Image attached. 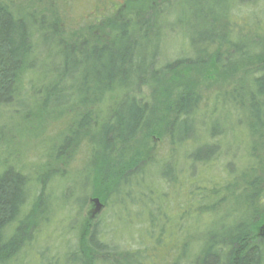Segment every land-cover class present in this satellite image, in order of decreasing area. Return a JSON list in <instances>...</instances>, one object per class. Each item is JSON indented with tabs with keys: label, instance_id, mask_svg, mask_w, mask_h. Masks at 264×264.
Segmentation results:
<instances>
[{
	"label": "rangeland",
	"instance_id": "obj_1",
	"mask_svg": "<svg viewBox=\"0 0 264 264\" xmlns=\"http://www.w3.org/2000/svg\"><path fill=\"white\" fill-rule=\"evenodd\" d=\"M12 1L19 15L25 13L31 24H41L56 36L45 44L39 35L33 36L31 65L20 74L14 100L0 111V171L11 166L27 177L25 209L40 186L45 196L28 227L32 230L28 242L8 264H81L77 257L88 256L93 264H105L101 254L90 252L87 241L92 231L120 253L137 250L141 241L147 242L151 213L158 216L156 228L161 225L169 240L189 233L190 226L199 222L196 232L185 239L193 249L204 229L213 228L208 220L230 224L241 213L235 212L237 202L227 200L204 223L194 212L182 218L184 209L195 207L189 197L190 178L197 184L211 179L223 183L237 167L249 164L248 153L259 159L257 173L264 172V127L255 135L248 128L251 81L257 65L264 62V0ZM154 8L170 11L168 28L182 29L186 23L187 36L172 31V36L162 38L151 28L145 37L140 21ZM180 16L183 21L177 23ZM77 38L86 41L87 48L120 50L131 44L140 58L150 55L145 47L154 43L157 50L148 57L152 65L146 70L151 78L145 80L149 75L130 69L79 100L43 107V90L59 84L54 76L61 58L58 41L69 45ZM180 56L184 64L161 69ZM79 84L65 86L70 91ZM186 92L200 97L192 115L197 132L174 146L175 103ZM127 94L148 100L150 113L135 137L107 151L102 126ZM215 123L220 132L212 130ZM205 143L217 144L220 154L208 164H192L188 155ZM233 152L238 155L231 156ZM229 163H235L231 170H236L226 171ZM94 198L101 204L95 214ZM259 220L255 241L264 243V216ZM167 241L162 243L173 249L176 244Z\"/></svg>",
	"mask_w": 264,
	"mask_h": 264
},
{
	"label": "trees",
	"instance_id": "obj_2",
	"mask_svg": "<svg viewBox=\"0 0 264 264\" xmlns=\"http://www.w3.org/2000/svg\"><path fill=\"white\" fill-rule=\"evenodd\" d=\"M169 12L154 8L141 19V31L145 37L151 28L155 35H161L162 38L172 36L176 32L180 37L187 36L186 30L189 27L186 23L182 25V29L168 28V25H171L167 22ZM18 13L20 12L15 10L12 0H0V111L2 107L14 100L20 74L27 70L29 62L31 65L34 53L33 36L39 35V39L44 44L56 36L41 24H31L32 21L27 20L25 13L21 12V15ZM182 17H176V22L181 23ZM147 45L145 50L149 49L147 52L150 55L148 53L147 55L151 57L157 48L154 43ZM57 48L61 58L55 69L57 74L54 76H58L59 84L43 90L42 93L46 97L42 105L46 108L50 103L60 107L72 99L79 100L88 91L95 93L103 83L113 81L130 69L138 75H149L144 78L145 80L151 78L150 74H146V70L151 68L152 58L149 59V56L140 58L139 50L132 49L131 44H127L120 50L104 46L87 48V42L77 38L69 45L58 41ZM185 61L182 56L176 57L173 62L164 64L161 69H174ZM78 81L80 84L76 89L67 90L65 84L70 87ZM251 85L248 110L252 120L248 128H250V135H255L256 130L264 127V62L257 65ZM199 103L200 97L193 92L180 94L176 99L177 114L172 121L171 129V141L174 146L183 145L185 141L195 136L197 130L192 115ZM150 110L151 103L144 98L135 94H127L123 97L111 118L102 126L101 133L107 151L111 150L115 143L127 142L135 137L144 126ZM212 126V130L219 131L217 124ZM245 134L249 136L243 133L244 136ZM218 141L219 144L222 142L221 139ZM252 143L251 147L254 148L256 143L254 141ZM218 148L217 144H201L188 157L192 164H208L212 158L220 154ZM249 154L248 156L251 157V159L248 158L249 164L244 165L243 168L240 166L238 168L235 163H229L226 171L237 170L231 172L233 177L223 183L214 182L211 179L209 182L197 184L196 180L190 178V189L193 190L194 195L190 193L189 197L194 198L195 207L190 209V206L184 209L182 218L192 217L191 213L194 212L193 215L204 223L206 217L211 216L215 211L218 212L222 204L228 202L227 200L237 202L235 212L238 210L241 212L234 215L232 220L226 219L231 220L230 224H223V221L216 218L208 220L207 222L214 223V225L211 224L213 228L204 229V236L198 240L197 247L194 245L195 248H189L188 245L191 244H185V239L196 232L199 222L190 226L192 229H188L189 233L177 238L172 236L170 240L176 244L172 249V246L168 248L167 243H162L167 240L170 242V240L162 234L161 225L156 228L155 221L158 216L152 217L151 213L146 227L147 242L141 241V246L137 250L120 253L100 241L96 231L93 230L87 241L90 252L101 254L104 262L106 261L105 264H262L264 243L255 241L254 231L260 223L259 219L264 216V172L257 173L258 168L256 170L255 164L259 165V159L254 154L252 156ZM237 155L235 152L231 154V156ZM252 157L255 158L253 165ZM232 165L237 168L231 170ZM169 168V164L165 166L166 170ZM27 184V177L11 166H6L0 171V264H8L18 250L28 242L32 231L28 227H32L31 224L41 209L45 197L41 186L40 193L25 209ZM239 204L242 207H239ZM167 217L165 215V218ZM76 256L72 253L73 258ZM77 259L76 261L81 264H93L92 256H88V259L84 257H77Z\"/></svg>",
	"mask_w": 264,
	"mask_h": 264
},
{
	"label": "water",
	"instance_id": "obj_3",
	"mask_svg": "<svg viewBox=\"0 0 264 264\" xmlns=\"http://www.w3.org/2000/svg\"><path fill=\"white\" fill-rule=\"evenodd\" d=\"M92 201L95 203V208L93 210V214H95L100 209L101 204L99 203V200L97 198L92 199Z\"/></svg>",
	"mask_w": 264,
	"mask_h": 264
}]
</instances>
